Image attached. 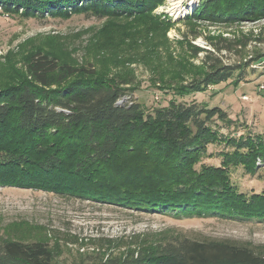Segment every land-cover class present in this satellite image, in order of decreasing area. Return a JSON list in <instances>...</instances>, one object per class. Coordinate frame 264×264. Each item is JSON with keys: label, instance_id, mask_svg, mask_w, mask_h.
I'll use <instances>...</instances> for the list:
<instances>
[{"label": "trees", "instance_id": "trees-1", "mask_svg": "<svg viewBox=\"0 0 264 264\" xmlns=\"http://www.w3.org/2000/svg\"><path fill=\"white\" fill-rule=\"evenodd\" d=\"M165 0H0V10L24 19H67L84 14L108 22L140 19ZM195 17L235 25L264 18V0H200ZM226 41V39H223ZM214 39L218 52L230 49ZM242 43H239L241 46ZM206 71L179 94L233 79L247 63L225 64L212 50ZM249 62V63H248ZM237 82V80L235 79ZM126 81L44 53L27 58L20 80L0 88V186L55 190L107 200L138 212L176 218L212 216L264 222V193L249 196L230 183L228 168L255 174L264 167V136L225 134L236 125L220 106L177 102L148 112L129 96ZM236 130V129H235ZM224 144L221 166L196 169L211 144ZM44 240L0 233V264H55ZM71 264H264V245L175 236L126 244L119 252L81 254Z\"/></svg>", "mask_w": 264, "mask_h": 264}, {"label": "rangeland", "instance_id": "rangeland-1", "mask_svg": "<svg viewBox=\"0 0 264 264\" xmlns=\"http://www.w3.org/2000/svg\"><path fill=\"white\" fill-rule=\"evenodd\" d=\"M199 6L200 0H181L177 9L172 0H165L140 19L111 23L84 14L24 19L0 10V88L21 79L27 58L44 53L61 63L92 65L100 73L118 76L126 81L128 95L148 112L170 100L220 106L236 121L223 133L264 136V18L232 26L212 24L195 17ZM224 38L230 49L216 51L210 39L223 46L227 44ZM197 48L215 51L225 64L236 66L256 53L263 57L241 72L236 70L227 82L179 94L177 88L207 69L205 52L196 53ZM225 150L224 144L209 145L196 169L221 166ZM228 173L239 193H264V167L248 174L242 166H230ZM0 233L25 241H47L57 250L55 264H71L81 254L98 250L117 253L126 244L155 243L175 236L264 245V222L257 220L176 218L129 210L107 200L11 186H0Z\"/></svg>", "mask_w": 264, "mask_h": 264}, {"label": "bare ground", "instance_id": "bare-ground-1", "mask_svg": "<svg viewBox=\"0 0 264 264\" xmlns=\"http://www.w3.org/2000/svg\"><path fill=\"white\" fill-rule=\"evenodd\" d=\"M173 1V4L175 5V7L178 9V6H179V2L181 1V0H172ZM176 9V10H177Z\"/></svg>", "mask_w": 264, "mask_h": 264}]
</instances>
